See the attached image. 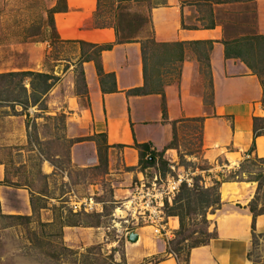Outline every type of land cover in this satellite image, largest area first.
Here are the masks:
<instances>
[{"label":"rangeland","instance_id":"obj_1","mask_svg":"<svg viewBox=\"0 0 264 264\" xmlns=\"http://www.w3.org/2000/svg\"><path fill=\"white\" fill-rule=\"evenodd\" d=\"M201 1L207 5L206 0ZM241 1H244L243 5L230 9L234 10V18L237 11L238 15L246 14L238 20V24L240 22L242 27L248 28L253 24V15L249 16L253 6L245 4L251 0ZM62 6L63 0H0V74L30 71L57 77L49 91L34 106L27 104L24 107L18 102L0 100V168L6 170L7 179L14 185L0 186V264H74L75 259L80 262L91 246H96L97 250L95 255L89 257L96 259L98 264H145L147 260L143 257L145 251L142 248L152 251L163 240L166 252L175 254L179 264H184L187 250L177 252V248L182 246L176 244L178 229L173 233L169 220L165 219L163 224L171 239L156 237L148 223L126 216L121 202L134 190L138 178L123 174L126 168L120 171L119 156H109L103 137L96 136L93 143L89 141L92 135L80 75L81 63L85 57L96 58L97 54L91 47L59 39L52 10ZM165 6H168L167 0H98L94 18V24L98 27H113L117 43L139 40L146 54L156 52L157 57L149 59L148 65L150 69L159 68L160 72L162 67L164 81L176 75L177 67L166 68L162 55L176 48L161 49L151 43V40L155 42L151 12ZM226 12L230 13L228 10ZM205 15V24H208L211 16L208 12ZM227 16H224L223 22L234 24L230 21V15ZM261 62H257V67L264 69V57ZM260 75L264 82V72ZM24 85L29 96L31 89L27 80ZM7 94V83L2 80L0 99L6 98ZM17 97L25 99L20 94ZM255 128L263 132L264 120L254 122ZM175 136L171 148L175 149L176 159L174 152H167L169 146L167 150L157 151L161 154L158 168L162 176L184 173L192 185L212 186H204L203 183V174L210 166L202 156L200 125L183 122L175 128ZM97 146L101 153L100 161ZM249 158L236 164L235 157H230L233 166H224L226 171L221 182L229 180L249 182L248 186L253 184L255 194L251 201L254 200L253 206L257 210L264 206V185L258 189L259 184L264 183V161ZM245 159L247 161L241 165ZM222 163V159H219V164ZM170 166L174 167V171ZM154 170L156 168L150 167L145 171L148 181ZM39 172L42 176L46 174L47 178H43ZM220 185L219 182L221 200V194L225 197L228 190L225 187L220 190ZM31 190H43L45 195L32 194ZM31 197L35 207L45 206L36 209L34 214L30 206ZM84 198H92L100 204V212L78 215L76 218L79 221L88 224L64 227L59 238L57 229L51 226L55 215L62 213L65 216L67 210L73 214L83 213L73 212L71 206ZM60 206L64 207L59 209ZM210 210L208 212L214 211ZM163 213L166 216L164 210ZM12 216H31V221ZM208 220L206 227L212 233L214 225L211 218ZM186 222L187 231H203L205 228L199 217L188 218ZM135 230L141 240L133 245L136 242L128 240V232ZM199 236L195 233L191 238ZM62 246L74 253L63 251ZM107 256L111 259L105 260ZM250 256L253 264H264V231L255 232L254 223ZM163 257L161 253L149 258V261L155 264Z\"/></svg>","mask_w":264,"mask_h":264},{"label":"crops","instance_id":"obj_2","mask_svg":"<svg viewBox=\"0 0 264 264\" xmlns=\"http://www.w3.org/2000/svg\"><path fill=\"white\" fill-rule=\"evenodd\" d=\"M202 2L167 0L168 6L152 10L155 43H181L182 49L169 46L176 49L170 53L167 50L166 54L176 55L180 50L183 54L181 60L175 56L164 63L166 68L177 67L176 75L164 81L161 67L157 91L147 92L141 91L144 88L141 42L117 43L113 27L95 25L97 0H64L65 10L61 7L52 16L57 36L63 42L72 41L80 46L84 43L82 46L86 47L112 45L97 56L103 75L97 74L94 60L83 61L81 72L90 137L105 134L109 156L118 154L120 171L127 169L123 174L141 178L136 144L147 143L155 152L167 150L173 139V127L186 121L200 125L202 156L210 166L203 174L204 186L219 181L220 190L225 187L228 194L225 197L221 194L220 207L207 217L214 225L215 237L190 249L187 264H253L252 224L255 232L264 231V214L253 221L248 209L255 188L253 184L248 186L249 182L221 180L225 176L224 166H233L230 157H235L236 164L247 157L264 158V134L255 136L253 121L264 120V82L260 75L264 69L257 67V62L263 63L264 45L258 51L253 42L250 52L236 46L247 36H264V0L245 3L253 6L249 15H253V24L248 28L238 24L246 14L238 15L237 11L234 18V10L230 9L243 5L244 1L206 0L207 5ZM207 12L211 17L205 24ZM227 15L234 24L223 22ZM227 44L231 49L229 57L225 56ZM234 49L241 52L236 55ZM135 90L139 92L133 93ZM167 152L175 153V149L169 147ZM4 171L0 168V181ZM168 220L174 233L179 228L178 219ZM128 233L136 236L133 241L128 239L136 242L133 245L140 242L137 230ZM142 250L145 264H152L149 258L161 253L165 258L155 264H179L175 254L166 252L164 240L152 251Z\"/></svg>","mask_w":264,"mask_h":264},{"label":"trees","instance_id":"obj_3","mask_svg":"<svg viewBox=\"0 0 264 264\" xmlns=\"http://www.w3.org/2000/svg\"><path fill=\"white\" fill-rule=\"evenodd\" d=\"M225 1H227V0H225ZM238 1H240V0H238ZM62 10H65L64 0H63ZM56 11H60V10L59 9H53L52 10L53 13ZM253 42H255L254 44L258 47V51H260L261 46L264 45V36H257V35L251 36V37L247 36V37L242 39L241 44H236V46L240 47V49H245L246 52H250L249 50L252 47ZM151 43L153 45H155V47H160L162 49H167V48H169V46H173V45L175 47L182 49L181 43H176L173 45H169V44H165V43L156 44L155 42H152V40H151ZM243 44H246L247 46H245ZM81 45H84V43H81ZM88 46L93 48V50H95L94 54H97V56H99L101 51L110 49L112 45L108 44V45H103V46H96V45L88 44ZM233 51L235 52L236 55L239 54V52H241L239 49H234ZM166 53H168V52L165 51L164 54L162 55V61L163 62H169V59L170 58L173 59L175 56L178 60L182 59V54H183L182 50H180V52H178V54H176V55L175 54L174 55L173 54H166ZM230 53H231V49H230L229 45L227 44L225 56L229 57V55H231ZM141 54H142L143 78H144V88L141 89V91H145V92L157 91L155 86L159 85V77H158L159 70L156 67H154L152 69L148 68V60L154 59L155 57H157V54H156V52H151L149 55L146 54V52L144 50V46L142 44H141ZM146 55H148V56H146ZM87 60H94L97 74L99 75V77L101 75H103V72L101 70L99 60L97 57L93 58V57L87 56L84 58L83 61H87ZM80 75H81V81H82L83 86H84V79H83L82 73ZM2 80L5 83H7L8 94H7L6 98L0 99V100H6L9 102L10 101L11 102H18V103L22 104L24 107H27V104L34 106L37 103H39V101L41 100V97L44 96L49 91L51 86L57 80V77L52 76V75L47 74V73H39V72L37 73V72H30V71H27V72H8V73L0 74V81H2ZM25 80H27L29 87L31 89V94L29 96L26 94L27 90H26L25 85H24ZM138 92H139V90L133 91V93H138ZM19 94L21 95V97L23 96L22 98H25V99L18 98L17 96H19ZM195 121H199V120H195ZM253 121L256 122V121H258V119L254 118ZM256 131H257V129L255 130V136L260 135L261 133L264 134V131L263 132L262 131L256 132ZM96 136L103 137L105 146L107 147L105 134H98ZM96 136L95 137H89V140L95 141ZM175 138H176L175 128L173 127V139H172L171 143L169 144V147L173 146V144L175 142ZM135 148L138 151V168L140 171H143V170L150 168V167L156 168V166H158V157L161 154L152 150L150 148L149 144H147V143L136 144ZM97 156H98V159L100 161L101 153L99 151L98 146H97ZM249 159H252V158H249ZM253 159L264 161V158L254 157ZM105 161H106V159H105ZM246 161L247 160L245 159L244 162L241 163V165H243V163H245ZM39 175H41L40 172H39ZM42 177L47 178V175L43 174ZM12 185L13 184H11V182L7 179L6 170H5L4 171V178L2 181H0V186H8L9 187ZM262 185H264V183L259 184V186H258L259 190H260ZM218 188H219V182H214L213 185L209 186V187H203V186H199L197 184H193L191 187H188L185 183H183L180 186L179 192L175 196V198L173 199L172 203L170 205H168L167 203L164 205V211L166 213V216L167 217H177V219H178L179 228H178V231L176 232V236H177L176 244L182 245V246H179V248H177V252H180L181 250H184V249L187 250L186 254H185V258L183 259L184 264H187V259H188V254H189L190 249L197 247V246H200V245H204L211 238L215 237V233L214 232H212V233L208 232L206 226L209 223V220L207 219V214L212 213V212H208V211L210 209H218L221 205ZM31 193L32 194L37 193L40 196L45 195L43 193V190H39V191L38 190L37 191L31 190ZM32 197L30 200V206H31V211L34 214L36 209L44 208L45 206L35 207V203H34V200ZM253 202H254V200L248 204V209H249L250 213L252 214L253 221H254L256 216L264 214V206L260 207L259 209L256 210L253 206ZM63 207L60 206L59 209H62ZM61 214L62 213L55 215V220L51 224L52 227L57 229V235L59 238H61V236H62V230L64 227H75V226H81V225H87L88 224L84 221H79L76 217L78 215H85L86 216L89 214H86V213L73 214L69 210H67V213L65 216H62ZM12 217L15 219L25 220L26 222L31 221V216H12ZM195 217L201 218V221L205 225V228L203 231H199V230L198 231H196V230L187 231V224H188L186 222L187 219L188 218H195ZM41 225H44V224H41ZM195 233H198L200 236L192 239L191 238L192 234H195ZM34 235H35V233H34ZM39 240H41L40 236H39ZM184 243H186V244H184ZM53 247H55V246H53ZM62 250L66 251V252H70L71 254L74 253V252L70 251L69 248H66L65 246H62ZM95 250H97L96 246L88 247L87 250L85 251V254L82 256V259H80V262H78V260L75 259L73 263L74 264H98V261L96 259L89 257L90 255H95ZM104 259L110 260L111 258L109 256H107Z\"/></svg>","mask_w":264,"mask_h":264},{"label":"built area","instance_id":"obj_4","mask_svg":"<svg viewBox=\"0 0 264 264\" xmlns=\"http://www.w3.org/2000/svg\"><path fill=\"white\" fill-rule=\"evenodd\" d=\"M148 169L140 171L141 178L135 182L134 190L129 193L128 198H124V202H121V207L126 212V216L137 221L142 219L143 222L148 223L156 237L169 239L168 230H165L163 224L165 219L168 220L163 213L164 205L172 203L183 183H186L188 187H191L192 183L184 173L162 176L158 166L148 181L145 172ZM170 169L174 171L173 166H170ZM71 209L73 212L95 213L101 209V205L95 203L92 198H84L75 201Z\"/></svg>","mask_w":264,"mask_h":264},{"label":"water","instance_id":"obj_5","mask_svg":"<svg viewBox=\"0 0 264 264\" xmlns=\"http://www.w3.org/2000/svg\"><path fill=\"white\" fill-rule=\"evenodd\" d=\"M129 238H130V240H135V238H136V236L135 235H133V234H131L130 236H129Z\"/></svg>","mask_w":264,"mask_h":264},{"label":"bare ground","instance_id":"obj_6","mask_svg":"<svg viewBox=\"0 0 264 264\" xmlns=\"http://www.w3.org/2000/svg\"><path fill=\"white\" fill-rule=\"evenodd\" d=\"M117 211H119V210H117ZM121 214H123L121 211H119Z\"/></svg>","mask_w":264,"mask_h":264}]
</instances>
